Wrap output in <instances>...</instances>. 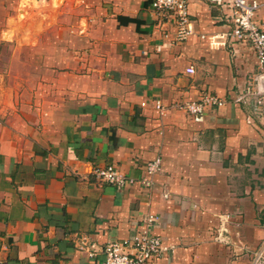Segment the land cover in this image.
Returning <instances> with one entry per match:
<instances>
[{"label":"crops","instance_id":"1","mask_svg":"<svg viewBox=\"0 0 264 264\" xmlns=\"http://www.w3.org/2000/svg\"><path fill=\"white\" fill-rule=\"evenodd\" d=\"M150 1L5 0L21 50L0 80V264H95L149 216L168 246L152 264H264L254 53L226 37L224 0H186L181 42ZM245 1L264 22V0ZM205 93L223 103L174 106ZM107 165L121 186L93 173Z\"/></svg>","mask_w":264,"mask_h":264},{"label":"built area","instance_id":"2","mask_svg":"<svg viewBox=\"0 0 264 264\" xmlns=\"http://www.w3.org/2000/svg\"><path fill=\"white\" fill-rule=\"evenodd\" d=\"M222 3L231 11L229 16L230 29L226 33L228 40L248 45L254 53L259 72L257 83L260 86L255 91L258 96L257 104L264 101V22L257 23L254 20L257 4L248 3L245 0H224ZM150 6L162 18L171 20L174 24V40L181 42L192 33L189 25L190 18L186 0H151ZM204 37V35H201ZM187 71L192 72V68ZM248 93L249 90L247 91ZM254 94V93H252ZM223 101L209 93L202 94L196 101H187L174 104L175 107L184 110L188 114H199L206 106L221 105ZM155 108L159 114L164 113V108L159 101H155ZM160 158L156 157L146 163L141 183L146 186L151 184V177L159 170ZM95 176L116 186H121L125 181L124 175L114 165L96 167L93 170ZM155 218H147L148 227L144 231H138L127 239L108 242L102 252L103 259L95 264H152L167 249L163 240L151 232L152 222Z\"/></svg>","mask_w":264,"mask_h":264},{"label":"rangeland","instance_id":"3","mask_svg":"<svg viewBox=\"0 0 264 264\" xmlns=\"http://www.w3.org/2000/svg\"><path fill=\"white\" fill-rule=\"evenodd\" d=\"M23 13H20V15ZM18 26L15 24L10 27L12 30H17ZM7 28L5 27V0H0V80L5 82V62H7L11 50H21L19 49V44L16 35L11 31L8 34ZM15 35V36H14ZM5 36H8L7 38ZM1 84V83H0Z\"/></svg>","mask_w":264,"mask_h":264}]
</instances>
